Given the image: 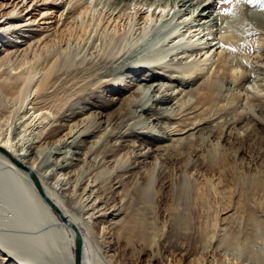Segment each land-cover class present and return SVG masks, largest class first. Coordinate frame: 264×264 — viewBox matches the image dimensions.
Segmentation results:
<instances>
[{"label": "rangeland", "instance_id": "1", "mask_svg": "<svg viewBox=\"0 0 264 264\" xmlns=\"http://www.w3.org/2000/svg\"><path fill=\"white\" fill-rule=\"evenodd\" d=\"M164 1L165 0H163V3ZM242 1L246 2V10H249L250 8V11H256L259 7L264 6V0H254V2L251 0ZM112 2L113 0H92L91 5L93 9L89 11L87 15L83 13L82 18L84 16L85 19H83L85 21L87 20L86 17L92 20L96 19L100 16L101 12H105L111 7ZM169 2H172V0ZM188 2H191V0ZM194 2H196V0ZM176 4L180 5V3ZM178 10L179 9L177 7L176 11ZM182 11L184 12L186 10L182 9ZM206 11H209V8H206L205 12ZM212 12L213 14H211ZM215 12L216 11L206 12L207 14H211L210 17H206V19H210L209 22H215L212 19L214 16L219 18L218 21L221 20V13L219 15L220 11ZM206 13L204 16L207 15ZM178 15H180L179 12H177L176 16L174 15L173 17L176 18ZM173 17L168 20L161 19L157 23L153 22L147 33L141 36L139 41H133L132 44L134 46H132V44H128V40L133 36V33H135V30H137L139 25L133 27L134 29L127 32L128 34L124 32L126 34L123 35L124 33H122L123 37L120 35V38L122 37L123 40H121L118 36H115L116 39L117 37L119 38L118 41L121 40L122 42H125L127 39L125 43L126 45L124 46L126 49L122 48L120 52L121 55L123 54L122 56L117 54L114 57L116 61L113 57H111L114 56L113 54H109V57L106 54L107 52L104 53L106 47L104 49L103 47L107 46V40L110 39L109 35H104L103 37V34L101 35V33L94 30H91L92 32H88L84 39H74L72 37V43H61L63 45L61 48V56L67 53L75 52L76 58L71 64L64 65L57 72L55 78L56 84L54 85L55 88L53 87L49 90L51 92L58 91L57 93L59 97L61 99L64 98V100L66 98L68 101L67 103L65 101L61 103L59 102L60 99L57 100V112L54 117H51V122L49 123L50 128L48 127L49 134L41 140V142H43L41 145L43 148L45 147L44 149L47 151L41 154L40 161L42 160V162H45L46 165L50 166V169L52 168V177L55 176V172L59 170H56L57 168L54 166L57 159L56 157L60 158L59 162L61 164L70 165L68 168H62L61 172H67V175L70 176L69 180L71 182L66 186V192L68 194H73V200L70 202L73 206L79 205V202L81 201L93 200V197L99 198L102 200L103 204L108 205L107 207L115 206L114 208L117 210L115 213L118 215L116 219L135 221L137 224H141L146 227L151 226L155 231L158 230V233L164 232L166 234H171L172 240L175 239L173 240V245L179 247L186 242V245H184L187 247L190 243L194 244L195 238L197 239L199 236L197 234H201V232L205 230L203 226H205V221L207 222V220L208 223L212 222L215 224L218 222L216 219H220V222H218L220 225L217 224L219 229L220 227L227 226L228 230L229 228L234 230L241 229L244 233V230H249L248 226H245L248 225L245 224L247 223L245 215L247 216V211L250 208L253 210L255 208V212L260 219L264 218V30H253L251 36H239L240 39L238 40V47L236 45L237 43H235L236 41L231 42V44L234 42V46L229 44L231 47L233 46V50H231L230 46H228L230 47V50H228V47H222L221 44L218 45L220 47L218 48V53H215V50L212 51L213 54L208 61V65L205 67L207 75H205L204 78L200 75L197 77L198 79H194L192 78L194 76H192L190 80L188 75H186L188 78H184L185 74H190L191 72L189 70H191L192 67L190 68L189 66L193 65V70L200 64H196L194 61H191L190 64H184L185 59L181 57L182 54H178V52L183 49L182 47L181 49L176 47V45L180 43L179 38H175L173 37L175 35L171 36V34L173 32L174 34H179L181 30L179 29L180 32H175L176 26L178 27V23ZM172 20L174 21L172 22ZM48 21L51 20H45V22ZM45 25L47 24H43V26ZM174 25L176 26L174 27ZM216 26L214 28L215 31H213L212 34L215 37V33L218 31L216 30L218 29V26ZM29 28L30 26L26 28L25 31ZM222 33V35L226 34V32ZM218 34L221 35V33ZM243 35H245V32ZM169 36H171L170 39ZM243 37L246 38V40H241ZM99 38L102 39V45L100 44L101 40ZM105 38L107 40H103ZM250 38L254 40H251ZM46 41L47 40H45V42ZM105 41L107 43H105ZM114 41L112 44H114ZM239 41H241V45L244 44V42L246 44L241 46ZM92 44L98 45L97 51L99 50V52H95L96 50L94 49V53L91 52L87 55L88 57H86V54H84L85 49ZM25 46L27 45H23L22 48H25ZM180 46H182V44L178 45L179 48ZM167 47L170 50H166L168 49ZM242 47H244V49H241ZM260 47H263L262 50H260ZM156 48L159 50L160 55L158 54V50ZM52 49H43V51H48H44V55L42 56L51 58ZM153 50L155 52L157 51V54H155ZM226 50L235 51L236 53L233 54ZM242 50H244V52ZM170 51L174 52L171 54L169 53L168 55V52ZM221 51L231 53L230 55H234L237 60L240 55H246L247 58L246 56L241 57L242 59L239 61L243 64L246 62L247 65L244 64L242 66L243 68H241V66L240 68L235 67L236 70L235 68H232L224 75V70L222 68H220V70L219 67L216 69V65L219 63L218 60L220 58L219 52ZM238 52H240V54ZM103 54H106L107 56ZM118 55L121 58H119ZM260 55L262 57H260ZM161 56H165L166 60ZM111 58H113V60ZM162 58H164V60ZM176 58H179L180 61ZM260 58L263 59L260 60ZM160 59L162 64H160ZM257 60L258 62H256ZM181 63L184 64L183 66L187 65L186 68L182 66L183 68L181 69V67H179ZM210 66L211 68H209ZM173 67L175 68L173 69ZM233 69L234 71L232 72ZM83 70H87V72H84ZM173 70H176V72H173ZM179 70H184V73ZM246 70L248 71L246 72ZM169 71L172 74H169ZM218 71L220 75L218 74ZM42 73V70L39 71L37 79L43 75ZM104 74L106 75L104 76ZM153 74L156 75V77L158 76V81L155 82V84L158 83L156 87L155 85H151L150 88L143 87V76L148 75V77H150ZM174 74H177L178 76L172 79L171 76ZM214 74H216L215 76H218V78H214ZM245 74L249 75V79L241 84V77ZM208 76L212 77V80L216 79L218 81L224 76L226 79L224 78L225 80H223L224 82L222 83L225 85L219 84L212 90V92H210V94L214 93L217 98L215 97L214 99V96H210L209 94L208 101L199 103L201 102L199 100V95H201V92L204 90L200 84H202V80L204 79L207 81L209 79ZM180 78H184L185 81L183 80V82H181ZM238 78H240L239 81ZM118 79H125V81L123 80L121 82ZM117 80L119 82L113 84L114 81ZM218 81L217 83H221L220 81H222V79L219 82ZM235 81L237 83H234ZM189 85L191 87H189ZM196 85H199L200 87V90L198 89V91H200L199 95H195V91H197L195 88L198 87ZM139 87L142 88L140 91L141 93L137 91ZM185 88L188 91L192 90V93L189 92L187 96V93H185L187 90ZM73 89H75V91ZM77 91H79V93ZM80 91L82 95L80 94ZM175 94H177V98ZM129 98L132 99L130 100ZM94 102H98V105L103 103L106 104L108 102L110 104H107V107L103 110L102 108L93 105L95 104ZM197 102L199 104H197ZM231 102L234 103V105ZM121 103L124 104L122 105ZM179 107H181L180 111L182 113L185 111V113H179ZM244 107H246V109ZM204 111L207 112L205 113ZM238 112L242 113L240 118L244 119H239ZM194 115L197 116V118ZM178 117L180 119L182 118L183 121L185 120L186 122H184L186 124ZM194 117L196 119H194ZM246 117H248V119ZM52 119L55 120L53 121ZM235 119L238 121H235ZM228 121L232 123H228ZM191 122L194 127H192ZM51 123L53 125H51ZM55 123L56 125H54ZM32 125L33 126H31L28 131L24 133L22 138V142L27 145L32 143V137L34 136L37 126H35L34 123ZM236 125L237 127L235 128ZM53 126L55 130H52ZM96 126L98 127L96 128ZM177 127H185L186 131H183L181 134L178 132L177 134V131H179L177 130ZM18 130H22V127L14 128L13 126L12 129L10 128L11 135L13 137H17ZM194 131L195 133H193ZM82 132H86L88 134L85 136L84 133L82 135ZM191 137L193 138L191 139ZM187 138H190V141ZM31 139L32 141H30ZM83 139L87 142L82 141ZM160 140L161 143H159ZM63 142L65 143L63 144ZM151 142L152 144H150ZM185 142L189 146L185 145ZM194 143L195 145H193ZM32 144V147L37 145L35 143ZM160 144L164 145L166 149L162 147L160 150L156 151L158 145ZM168 145L169 147H166ZM51 146H54L56 149L54 150L53 147L50 151ZM58 149L62 153L58 154V156H53L52 153L57 152ZM111 149H115L114 151H117V161L115 160L116 157L114 158L113 155L109 154V157L103 156L105 152H108ZM104 159L106 162H103ZM111 159L113 163H111ZM50 163L53 165L51 164V166ZM195 165H197V169L194 168ZM200 168L205 172V175ZM254 179L257 184L251 186L250 189L253 190H250L251 194H248L249 196H244L243 188L241 187H243L245 181L246 183H250L249 181ZM192 180L194 182L196 181V183ZM212 180L215 181L212 182ZM241 181L243 182L241 183ZM241 192L245 198L242 196ZM253 194H255V196ZM240 195L245 200H243ZM239 200L245 202V204ZM239 202L240 204L242 203V205H238ZM248 202H250L249 205ZM251 204H253V207ZM232 205L233 207H231ZM235 205L238 206V208H235ZM240 206H242L241 209L239 208ZM239 209L240 211H237ZM234 214L236 216H234ZM234 219L238 221V224ZM242 219H244V221ZM242 222L245 225L240 224ZM93 223L94 228L99 235L102 225L96 219H93ZM199 225L201 226L199 227ZM209 225L207 226L206 224L207 227H209ZM211 225L209 227L210 229L208 228L209 230L212 231V228L215 230L218 229L217 227H214L216 224L212 225L213 227ZM201 227L204 230H202ZM110 229L108 228L105 235L107 237V241L109 239V241H113L114 243L111 244V251L107 255L113 259V264H120V257L123 255L121 251L125 248L126 244L117 240L118 231L116 232V230ZM188 231L191 234H189ZM261 245H263L264 248V238ZM135 248H137V245H135ZM171 250L174 254L173 252L170 253ZM169 251L170 252L168 253L171 254L169 255L170 259H173L174 262H178L184 257L180 254L178 248H172ZM219 252L222 256L218 255L216 258ZM215 254L216 256L214 257ZM224 255L225 253H223V251L215 249L209 251L208 254L212 264H226L229 257L225 255L228 257L225 258ZM126 258H128L133 264H136L137 261L139 262L141 260L131 248H128ZM141 258L143 259V263L146 264L151 257L150 254H147ZM5 263L6 262H3L2 264Z\"/></svg>", "mask_w": 264, "mask_h": 264}, {"label": "bare ground", "instance_id": "2", "mask_svg": "<svg viewBox=\"0 0 264 264\" xmlns=\"http://www.w3.org/2000/svg\"><path fill=\"white\" fill-rule=\"evenodd\" d=\"M169 1L170 0H165L163 3V0L162 1H159V0L158 1L157 0H113V2L111 3L112 5L108 10H106L105 12H101L100 16H98L94 20L88 19L86 17L87 20L85 21L84 20L85 17L83 16L84 18L83 19L82 15L83 13L87 15L88 12L93 9L91 5L92 0H0V147L9 152V155H8V154H5L2 150H0V264H2L3 262H6L5 264H77L75 231L72 229L71 226H69L66 223V221L76 226L82 236V242L84 243V246L82 249V253L80 255L81 264H113L112 262L113 259H111L107 255L111 251V244L114 243L113 241H109V239L107 241V237L105 233L108 231V228L109 229L111 228L112 230L114 229L116 230V232L118 231L117 240L121 243L124 242L126 244L125 248L121 251L123 255L121 254L122 256L120 257L121 258L120 264H133L129 261L128 258H126V253L128 251V248H131L141 259L139 262L137 261L136 264H144L142 261L143 259L141 257H144L147 254H150L151 258L149 259L148 262H146V264H212L211 260L209 259L208 254H209V251H212L213 249L221 250L223 251V253H225L226 256L229 257V260L227 259L226 264H264V248H263V245H261V242H263V238H264V220H263L264 218L260 219V217H258V215L255 212V208L254 210L250 208L247 211L248 212L247 216L245 215V218L247 221V223L245 224H248V225H245L243 222L240 223V224H244L246 227L248 226L249 230H246V231L244 230V233L241 229H240L241 231L239 229L234 230L230 228L228 230L227 226L220 227L219 229L217 227V224H219L218 222H220L219 221L220 219H216L218 220V222L216 221L217 223H215L216 226L214 227L215 228L217 227L218 229L215 230L214 228H212L213 227L212 225H215V224L210 222L212 224L211 225L210 223H208V220H207V222L205 221V223L207 224V226L209 224L212 226L211 227L212 231L209 230L210 225L209 227H207L205 224V226H203L205 230L201 227L202 230L204 231H202L201 234L199 233L197 234L199 236L197 237V239L195 238L194 244H191L189 242L190 244H188L187 247H185L186 245L185 244L186 242H185L184 243L185 245L182 244V246H179L180 247L179 248L173 245L174 244L173 240L175 239L172 240V235L162 232L163 230L161 231L162 233H158L157 232L158 230L155 231L154 228L151 226L146 227V226H142L141 224H137L135 221L133 222L129 220L125 221L123 219H116L118 215L115 213L117 211L114 208L115 206L107 207L108 205L103 204L102 200L99 198L93 197V200L83 201V202L81 201L79 202V205L73 206L70 203L73 200V197H72L73 194H68L66 192V189H67L66 186L70 184L71 182L69 180L70 176L67 175V172L66 173L61 172L62 168H68L70 165L69 164L64 165L63 163L61 164L59 162L60 158L56 157L57 159H56V162L54 161L55 162L54 166H56L55 167L57 168L56 170L58 169L59 170L57 172L54 171L56 174H54L55 176L52 177L51 175L52 168L50 169V166L46 165L45 162H42V160L40 161L41 154L47 151L44 149L45 147L43 148V146L41 145L43 143L41 142V140L44 139L47 134H49L48 127H49V123L51 122V117H54L57 112V106H56L57 100L60 99L61 101L59 100V102L61 103H63V101L67 103L68 101L66 100V98L65 100L64 98H62L63 99L62 100L57 93L58 91L51 92L49 90L53 88L54 85L56 84L55 78H56L57 72L64 65L71 64L73 60L76 58L75 52L67 53L61 56V48L63 46L61 44L62 42L69 44L72 40L71 39L72 37L74 39H77V38L84 39V37L87 36L88 32H90L91 30L92 31L94 30V31H97L98 33H101V35L103 34L102 35L103 37L104 35H109V38H110L109 40H107L106 38L103 39V40H107L108 42L107 43L105 41V43H107V46L103 47V49L106 47L105 51L103 50L104 53L107 52L106 54L109 57H110L109 54L111 55L113 54L114 56H111L113 58L117 54L122 56L123 54L121 55L120 52L122 48L126 49V47L124 46L126 45L125 43L127 41V39L125 42L121 41L123 40L122 33L130 32V30L134 29L133 27H135L136 25H139L137 30H135V33H133V36L129 38V40L130 39L131 40L130 41L128 40V44H132L133 41L134 42L139 41L141 36L147 33L148 29L150 28L153 22L157 23L161 19H167V20L171 19L174 15L176 16L177 12H179L180 15H178L176 18L174 17L173 18L178 23V27L174 25V27L176 26L175 32L179 31V29L181 30V32L179 31L180 32L179 34L178 33L174 34L173 32L171 36L175 35L173 37L175 38L178 37L180 41L179 44H182L180 48L178 47L179 44L176 45V47L178 49H181L182 47L183 49L177 52L178 54L179 53L182 54L181 57L185 59L184 60L182 58L184 60V64H190L191 61L196 62V64H200L197 68H195L196 67L195 66L194 67L195 69L193 70H192L193 65L189 66L190 68L192 67L191 70H189L191 72L190 74H185L184 78L189 77L191 80L192 76H194L192 78L195 79L200 75H202L203 78L205 75H207L206 74L207 71H205V67L208 65V61L210 60L213 54L212 51L215 50V53H218V48H220L218 45L221 44L222 47H228L234 44V42L231 44L232 41H236L235 43H237L236 45L238 47V40L240 39L239 36H251L253 30H257V29H260L259 31L264 30V6L259 7L256 11H250V8L249 10H246L247 8V6L245 5L246 2L242 0L241 1L239 0H196V2H194L195 0L194 1L191 0V2H188L190 0H172V2H169ZM251 1L254 2V0H251ZM169 3H172V4H169ZM176 3H180V5H177ZM177 7L179 9L178 11H176ZM206 8H209V11H206V12H210V11L219 12L220 11L219 15L221 13V17H220L221 20L218 21L219 18L214 16L212 19L215 22L214 23L213 21L209 22L210 19L208 20L206 19V17L207 18L210 17L211 14H213V12L211 14H207L205 12ZM182 9L186 11L183 12ZM205 13L207 14L206 16H204ZM46 19H50L51 21L45 22ZM173 21L174 20H172V22ZM43 24H47V25L43 26ZM216 25L218 26V29L216 30H218L219 32L217 31V33H215L216 35L215 37L212 34H213V31H215L214 28ZM29 26L30 28L27 31H25V29L28 28ZM222 32L224 33L226 32V34L222 35L223 34ZM244 32H245V35H243ZM126 33H124L123 35H125ZM218 33H221V35ZM120 35L122 36L121 38H120ZM115 36H118L121 39L119 40L120 42L118 41L119 38L117 37L116 39ZM171 36H169V39L171 38ZM99 39L101 40L100 44L102 45V39L101 38ZM115 39L117 40V42ZM244 39L246 40V38L244 37L241 40H244ZM45 40L47 41L45 42ZM251 40H254V39H251ZM113 41H114V44H112ZM240 43L241 41H239V44ZM245 44L246 43L244 42V44L242 45H245ZM23 45H27V46H25V48H22ZM132 46L134 45L132 44ZM230 47H228L227 49L230 50ZM232 47H231V50H233ZM46 48L48 49L53 48L51 58L42 56L44 55L43 52L46 50ZM262 48L260 50H262ZM43 49L45 50L43 51ZM97 49H98V45L92 44L91 46L86 47L84 54H86V57H88L87 55H89L91 52L93 53L94 51L99 52V50L97 51ZM241 49H244V47H242ZM166 50H170V49L168 48ZM173 50L176 51L175 49ZM174 51L168 52V55L169 53L171 54ZM242 51L244 52V50ZM223 52L222 51L219 52L220 58L218 60L219 63L216 65L217 66L216 69H218V67H219V70L220 68H222L224 70L223 71L224 75L228 70L230 71L232 68H235V67L240 68V66L241 68H243L242 66L246 64V62H244L243 64L241 61H239L242 59L241 57H245L246 55L245 56L240 55L237 60L234 57V55L232 56L230 55L231 53L235 54L236 53L235 51H228L231 53H228V52L223 53ZM154 53L157 54V51L156 52L154 51ZM238 53L240 54V52ZM106 54H103V55H106ZM158 54H159V50H158ZM120 56L119 58H121ZM165 56H161V57L165 58ZM260 57L262 56L260 55ZM113 58L111 59L113 60ZM116 58L119 59L118 57ZM164 58L162 59L164 60ZM176 59L179 60V58H176ZM262 59L263 58H260V60ZM160 62L159 63L162 64L161 59H160ZM256 62H258V60ZM184 64L181 63L179 67H181V69L183 67L186 68L187 65L183 66ZM174 68L175 67H173V69ZM209 68H211V66ZM41 70L43 71L42 73L43 75L39 77V79H37V76L39 75V71ZM244 70H245V67H244ZM174 71L176 72V70H173V72ZM179 71H183L184 73V70H179ZM233 71L234 69L232 70V72ZM247 71L248 70H246V72ZM84 72H87V70ZM169 74H172V73L170 72ZM177 74L172 75L171 78L174 79V77L178 76ZM216 74H214V78H218V76L217 77L215 76ZM218 74H219V71H218ZM105 75L106 74H104V76ZM186 75H188V77ZM210 76H208L209 79L207 78L208 79L207 81L206 79H204L205 81L202 80V84H200L204 90H207V91H204L203 89H201L204 92V93L201 92V95H199L200 91H198V89L200 90L199 85H196L198 86L196 88L193 86L195 90L197 89V91H195L196 92L195 95L198 94L200 96V99L197 98L201 101L199 103L208 101L210 92H212V90L217 85L224 84L222 82H224L223 80L226 79L224 76L222 78L221 77L222 75H221L220 77L222 81H220L221 80L220 79L219 81L221 83H217L218 80L216 79L212 80L211 79L212 77ZM157 77L154 74L151 75L150 77H148V75H144L143 76V81H144L143 87L150 88L151 85H155L156 87V85L158 84V83L155 84V82L158 81ZM184 78H180L181 82H183V80L185 81ZM239 79L240 78H238V81ZM248 79H249V75L247 74L242 75L240 83L242 84V82H246L248 81ZM118 80L114 81L113 84H116L119 81L121 82L123 80L125 81V79L119 80V81ZM234 83H237V82L235 81ZM189 87L191 86L189 85ZM73 90L75 91V89ZM141 90L142 88L140 87L137 89L139 93H141L140 92ZM77 92L79 93V91ZM189 92L192 93V90L191 91L187 90L185 92L187 93V96ZM80 94H81V91H80ZM175 95L177 98V94ZM211 95L214 96L213 98L215 99L216 97L215 94L211 93L210 96ZM218 99L216 100L219 101ZM97 103L98 102H96L93 105L99 108H102L103 110L107 107V104H110L109 102L106 104L103 103L99 105ZM199 103L197 102V104ZM232 104L234 105V103ZM180 108L181 107H179V111H180ZM244 108L246 109V107ZM237 110H236V117H237ZM204 112L206 113L207 111H204ZM179 113L183 114L185 113V111L183 113L180 111ZM185 115H188V114H185ZM238 115H239L238 116L239 119H244V118H240V115L242 116V113H239ZM195 117L197 118V116ZM195 117L194 119H196ZM246 118L248 119V117ZM52 120L54 121L55 119H52ZM180 120L183 121L182 118ZM236 120L237 119H235V121ZM182 121H179V122H182ZM33 123L35 126L37 125L35 132H34V136L32 137L33 141L32 139L30 140L32 141V143L37 144L34 147L31 146L32 143L27 145L26 143L22 142L24 133H26V131H28V129L31 126H33L32 125ZM228 123H232V122L228 121ZM51 125L53 124L51 123ZM54 125H56V123ZM191 125H192V122H191ZM13 126L14 128L22 127V130L20 131L18 130L17 137H13L11 135L10 128L12 129ZM97 127L98 126H96V128ZM178 127H177V130L179 131H177V134L178 132H180L181 134L183 131L184 132L186 131L185 127H180V128ZM192 127L194 126L192 125ZM236 127L237 125L235 126V128ZM52 130H55L54 126ZM83 133L85 134V136L88 134L86 132H82V135ZM193 133H195V131ZM192 138L193 137H191V139ZM187 139H189L190 141V138H187ZM82 141L87 142L84 139ZM64 143L65 142H63V144ZM159 143H161V140L159 141ZM150 144H152V142ZM185 145L189 146L186 142H185ZM193 145H195V143ZM53 147L54 146H51L50 151L53 149ZM162 147L165 148L164 145L160 144L158 145L157 149L156 148L155 149L157 151V150H160ZM166 147H169V145ZM55 149L56 148L54 147V150ZM114 150L115 149L113 150L111 149L108 152H105L103 156L109 157V154H110V155H113L115 158L116 156H118V153L117 151H114ZM162 151H165V150H162ZM61 153L62 152H60V150L58 149L57 152L55 153L53 152L52 154L53 156L54 155L58 156V154H61ZM115 160L117 161L118 157H116ZM103 162H106L105 159ZM111 163H113V161ZM51 164L52 163H50V165ZM196 166L197 165H195L194 168L197 169ZM29 171H33L35 175L38 176V179L40 181L44 194H41L39 192ZM194 175H195V172H194ZM204 175H205V172H204ZM213 181L215 180H212V182ZM242 182L243 181H241V183ZM249 182L250 183H246L245 181V183L243 184V187H241L243 188L244 196L251 194L250 190L251 191L253 190V189H250L251 186L257 184L255 179ZM194 183H196V181ZM253 195L255 196V194ZM242 196H243V193H242ZM49 202H51L52 204H54L55 207L60 209L61 213L64 215V218H62L60 213H58L55 209L52 208V205ZM255 202H256V199H255ZM242 203L245 204V202H242ZM242 203L240 204L239 202L238 205H242ZM249 203L250 202H248V205ZM251 205L253 207V204ZM231 207H233V205ZM236 207L238 208V206L235 205V208ZM239 208L241 209L242 206H240ZM240 209L237 211H240ZM234 216L236 215L234 214ZM93 219H96L102 225V229L99 235L97 234L94 228ZM242 220L244 221V219ZM236 222L238 224V221ZM201 225H199V227ZM243 229H246V228H243ZM192 233H193V230H192ZM189 234L191 233L189 232ZM135 245H137V248H135ZM172 248H176V249L178 248L180 251V254L184 256L178 262H174L173 259H170L169 255H171L170 253H172L173 251L171 250L170 252L169 250ZM218 255H221L220 252L217 254V256L215 254L214 257L216 256L217 258ZM225 255L224 257L228 258Z\"/></svg>", "mask_w": 264, "mask_h": 264}, {"label": "water", "instance_id": "3", "mask_svg": "<svg viewBox=\"0 0 264 264\" xmlns=\"http://www.w3.org/2000/svg\"><path fill=\"white\" fill-rule=\"evenodd\" d=\"M0 150H2L5 154H8L9 155V152L4 150L3 148L0 147ZM15 160V159H14ZM30 172V175L32 176L39 192L41 194H44L43 193V189L41 187V184H40V181L38 179V176L35 175V173L33 171H29ZM51 203V202H49ZM52 208L55 209L58 213H60L61 217L64 218V215L61 213L60 209H58L57 207L54 206V204H52ZM66 223L72 227V229L75 231V242H76V259H77V264H81V259H80V255L82 253V249H83V246H84V243L82 242V236L78 230V228L76 226H74L73 224H71L70 222L66 221Z\"/></svg>", "mask_w": 264, "mask_h": 264}]
</instances>
